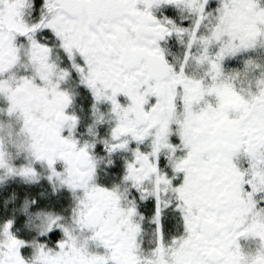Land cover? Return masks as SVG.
Wrapping results in <instances>:
<instances>
[{
  "label": "snow or ice",
  "instance_id": "snow-or-ice-1",
  "mask_svg": "<svg viewBox=\"0 0 264 264\" xmlns=\"http://www.w3.org/2000/svg\"><path fill=\"white\" fill-rule=\"evenodd\" d=\"M257 46L264 0H0V183L50 193L0 207V264H264Z\"/></svg>",
  "mask_w": 264,
  "mask_h": 264
},
{
  "label": "flooded vegetation",
  "instance_id": "flooded-vegetation-1",
  "mask_svg": "<svg viewBox=\"0 0 264 264\" xmlns=\"http://www.w3.org/2000/svg\"><path fill=\"white\" fill-rule=\"evenodd\" d=\"M167 47L169 58L177 60L174 41H169ZM85 103L86 101L83 98L77 97L76 102L69 110H75L79 113ZM4 108L5 105L0 103V137L3 138L7 151L15 156L17 153L15 145L20 143L23 140V137L18 134L19 121L15 117H9L6 112L3 111ZM101 111L105 113V120L107 121L109 116L107 108L101 106ZM83 118L88 122L91 120V116L87 114H85ZM9 133H11V135H9ZM20 155L23 156V153L21 152ZM41 192L50 195L48 189L40 185L25 184L19 178L8 179L7 181L0 183V207L6 206V210L11 213L14 208L18 210L21 209L23 200L26 197L31 198L33 195H38ZM17 214L22 219H26V215L22 211H19ZM250 246L254 247L255 245L252 244Z\"/></svg>",
  "mask_w": 264,
  "mask_h": 264
},
{
  "label": "rangeland",
  "instance_id": "rangeland-1",
  "mask_svg": "<svg viewBox=\"0 0 264 264\" xmlns=\"http://www.w3.org/2000/svg\"><path fill=\"white\" fill-rule=\"evenodd\" d=\"M174 44H175L177 60H180L182 59L183 56V45L175 41ZM248 57H251L256 62V64L260 65L261 67H264V46H257V48L252 51L243 54H238L237 57L228 58L225 61L226 68H230V69L234 67L239 68L240 70L239 80L241 85L244 87H247L248 80L253 76L252 72H249L247 75H245L243 72V60ZM186 71L194 76H200L203 74V68L195 64V62L190 63L187 66ZM34 223L38 224L39 220H35Z\"/></svg>",
  "mask_w": 264,
  "mask_h": 264
}]
</instances>
